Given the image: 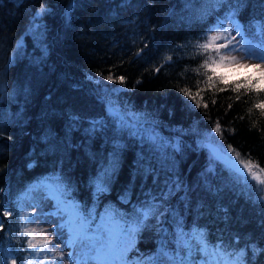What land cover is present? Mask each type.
<instances>
[{"label":"trees","instance_id":"trees-1","mask_svg":"<svg viewBox=\"0 0 264 264\" xmlns=\"http://www.w3.org/2000/svg\"><path fill=\"white\" fill-rule=\"evenodd\" d=\"M229 18L258 41L264 0H0V264L31 260L24 201L44 179L90 227L110 207L138 229L129 263L183 261L177 242L198 231L264 264L262 186L203 143L264 168V93L234 90L254 73L220 69L227 82L211 86L201 67L202 37ZM151 136L177 144L164 155Z\"/></svg>","mask_w":264,"mask_h":264},{"label":"rangeland","instance_id":"rangeland-1","mask_svg":"<svg viewBox=\"0 0 264 264\" xmlns=\"http://www.w3.org/2000/svg\"><path fill=\"white\" fill-rule=\"evenodd\" d=\"M235 21V20H233ZM240 26V22H236ZM219 31L224 32L225 35H229L234 37V42H236L235 48L236 51L232 53V55L236 56L238 60H241L243 63L254 64L257 63L255 59L247 60L244 57L255 53L256 55H260L264 53V34L260 37L258 41L251 42L249 41L243 34V30L241 27V36L236 35L235 24H233L230 28V32H226L225 29ZM215 34V32H210V35ZM247 41V43H246ZM228 73L231 74H246V73H253L251 69H243V68H236V69H226ZM155 133V132H153ZM150 139L159 142L161 151L165 154L174 150L175 145L177 144L173 138L166 139L165 141H161V139L156 138L155 136H151ZM205 145L209 147L211 153L218 157L223 163H225L224 157H231L235 159L234 155L224 151L218 145L213 144L212 141L207 140L206 142L203 141ZM226 164V163H225ZM109 168L108 165L104 166L101 170H103V177L105 178V169ZM258 171V170H256ZM261 179H264V173H259ZM52 180V181H51ZM44 179L39 183L35 184L31 188V195L30 197L26 198L24 201L25 206V221L26 225L29 230L35 228L37 231L33 233L32 237H35L32 242L33 244H41L43 243L44 239L47 238L52 241L48 247L52 249L51 252L48 253L44 264H70L69 261V253H72V264H75V261L82 259L87 249L83 248L81 245L77 244L75 247L70 246L68 243L69 233L67 228L61 229L59 226L62 223H67L74 211H78L81 215L85 218V214L80 209L77 201L69 194V190L64 184H61L59 181H55L53 179ZM108 180V179H107ZM255 181V180H253ZM60 183V184H59ZM258 184L257 181L254 182ZM259 185V184H258ZM59 211V215L57 212ZM106 213L103 215L105 217L104 224L105 226L101 228L103 232L105 241L114 240L117 235L121 234V232H127L129 229H132V225L126 224V221L123 219L117 220L114 217V211L112 208L108 207L105 211ZM35 220V223L32 221ZM90 224V223H89ZM101 225V218L97 219L93 222L92 226L89 228V235H93L96 233L97 227ZM200 233V232H194ZM193 239L190 243H186V240L179 239L177 242V246L181 251L182 255L187 256L183 260L184 264H212L214 260H217L219 257L213 256V253L219 251L225 257V259L235 261L236 264L239 263L238 258L235 257V254H229L226 251L227 249L221 247L220 242L216 244H210L205 240L201 241L199 238H195L194 235L191 236ZM203 244H207L208 251L205 252L203 250ZM53 245H58V247H53ZM32 253L40 251V249L32 248ZM166 256L170 254V251H164ZM129 251L127 252V254ZM126 254V255H127ZM44 253L41 252V256ZM63 256V261L60 260V257ZM127 257V256H126ZM183 259V257L181 256ZM31 260L33 264H37L38 258L32 256ZM133 264H140L141 260L133 259ZM129 263V261L127 260ZM167 264H178L175 263L174 260L167 261ZM88 264H95L94 260H89ZM129 264H132L129 263Z\"/></svg>","mask_w":264,"mask_h":264},{"label":"snow or ice","instance_id":"snow-or-ice-1","mask_svg":"<svg viewBox=\"0 0 264 264\" xmlns=\"http://www.w3.org/2000/svg\"><path fill=\"white\" fill-rule=\"evenodd\" d=\"M44 11L45 9L42 6L38 10L37 15H41ZM233 24H235L236 35L241 36V26L238 23H235V21L231 20V18H229L228 27L225 28V31L230 32V28ZM220 27H224L223 22H221V24L215 29H210L209 31L215 32V34H205L202 37L205 42L199 45V47L204 50V52L199 54L206 55L207 57L201 67L207 69V71L211 73L210 75H207V82L209 85L215 86L213 81L218 79L220 84H225L227 82V77L225 75H217L220 69H251L254 75L246 77L242 83L237 81L235 83L234 90L238 91L239 89L244 88L249 92L256 91L264 93V87H262V85H264V53L260 55L252 53L251 55L244 57V59L247 60L255 59L257 63L248 64L241 62V60H238L236 56L232 55V53L236 51V48L232 42L234 37H231L230 34L225 35L224 32L219 31ZM262 30H264V28H262ZM209 50L215 54L214 57L207 56V52ZM221 50L226 51L222 52ZM167 59L171 60V57H168ZM156 71H159V68H157ZM105 79L112 80L113 77L106 76ZM119 79L121 82H123V77H120ZM219 90L224 91L225 89L220 88ZM181 91H184V94L189 95L190 98L195 99V97H191L190 93L186 90L181 89ZM205 107H207V105H205ZM255 107L264 110V101L256 104ZM215 131L217 133H220L221 131L218 123L216 125ZM226 152H233L235 157V159H233L225 155L224 160L229 169L238 178L243 179L245 183H249L250 180L257 181L258 184L262 186L259 188V191L264 192V179H261V176L259 175V173H264V168H260L259 165L253 164L250 158L247 160L243 159L238 152H235V150L231 148V146L228 147ZM2 214L5 216H10L11 211L5 210ZM57 214H60L59 211ZM147 215L148 213L145 212L144 216L146 217ZM90 219L91 217L85 218L78 211H74L70 220L66 224L62 223L59 226L61 229L67 228L69 233L68 243L70 246L75 247L77 244H79L83 248L87 249L83 258L75 261V264H88L89 260H94L95 264H128L126 254L135 245L134 234L138 229L132 228L127 232L122 231L121 234L117 235L114 240H109L106 242L103 232L101 231V228L105 226V217L101 218V225L97 227L96 233L93 235H89ZM32 222L35 223V220ZM36 231L37 230L33 228L32 230L28 231L26 235L33 236V233ZM194 237L199 238L201 241L203 240V235L201 233H195ZM34 238L35 237H33V239ZM27 244L29 247H38L40 249V251L30 255L38 258L37 264H44L48 253L52 251V249L48 247L50 244H52V241L45 238L43 243L39 245L33 244L31 240L27 241ZM53 247H58V245H53ZM203 250L205 252L208 251L207 244H203ZM0 251H3V249L0 248ZM41 252L44 253L43 256H41ZM213 256L219 258L214 260L212 264H236L235 261L225 259L224 255L219 251L213 253ZM8 259H11L12 264H16V256L6 257L4 264H7ZM63 259L64 257L61 256L60 260L63 261ZM69 261L70 264H72V253H69ZM22 264H33V261L25 257L22 261ZM140 264H153V262L142 261ZM178 264H184V262L179 261ZM206 264H208V262H206Z\"/></svg>","mask_w":264,"mask_h":264}]
</instances>
